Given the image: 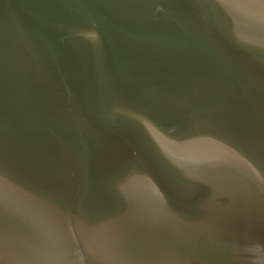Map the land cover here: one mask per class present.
Returning <instances> with one entry per match:
<instances>
[{"label": "water", "instance_id": "obj_1", "mask_svg": "<svg viewBox=\"0 0 264 264\" xmlns=\"http://www.w3.org/2000/svg\"><path fill=\"white\" fill-rule=\"evenodd\" d=\"M0 264H264V0H0Z\"/></svg>", "mask_w": 264, "mask_h": 264}]
</instances>
